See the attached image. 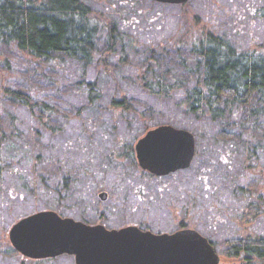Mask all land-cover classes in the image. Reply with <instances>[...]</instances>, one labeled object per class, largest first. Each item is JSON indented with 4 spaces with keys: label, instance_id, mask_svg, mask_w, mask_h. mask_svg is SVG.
I'll list each match as a JSON object with an SVG mask.
<instances>
[{
    "label": "trees",
    "instance_id": "obj_1",
    "mask_svg": "<svg viewBox=\"0 0 264 264\" xmlns=\"http://www.w3.org/2000/svg\"><path fill=\"white\" fill-rule=\"evenodd\" d=\"M115 1L120 5L124 0ZM249 8L258 14L257 5ZM206 16L213 30L198 28L196 20L190 27L198 29L197 37L187 33L184 39L181 34L141 50L133 47L125 30L129 19L107 17L89 0H0V199L6 177L13 175L17 183L5 189L8 197L54 199L33 212L52 208L65 216L56 200L72 179L83 191L106 172L92 167L89 149L95 144H82L76 137L56 147L60 158L50 156L55 159L52 164L57 166L61 189L52 188L41 174L40 153L56 151L55 136L72 128L77 135L84 134L89 123L101 130V137L113 134L115 138L116 149L107 160L130 161L140 174L154 176L140 168L135 141L151 128L170 124L192 131L197 140L194 161L208 162L195 171L193 192L177 191L189 196V203L168 206L181 212L176 229H197L217 250L213 231L217 225L238 223L246 230L252 220L264 217V53L238 48L227 33L215 31V13ZM27 65L26 71L21 69ZM110 82L113 85L107 88ZM64 95H76L82 103L73 105ZM21 110L28 116H21ZM209 127L221 128L212 144L199 134L201 128ZM215 169L222 175L224 197L214 191L212 196L210 175ZM195 198L205 224L202 214L192 211L199 205H193ZM5 203L0 202V220ZM191 215L197 219L192 221ZM22 217L0 226V260L14 256L20 259L18 264L44 261L28 260L11 244L9 230ZM224 243L233 264H263L264 234L235 235Z\"/></svg>",
    "mask_w": 264,
    "mask_h": 264
},
{
    "label": "rangeland",
    "instance_id": "obj_2",
    "mask_svg": "<svg viewBox=\"0 0 264 264\" xmlns=\"http://www.w3.org/2000/svg\"><path fill=\"white\" fill-rule=\"evenodd\" d=\"M89 1L98 11L107 13V17L116 18L122 15L124 18L129 19L130 23L128 24V28L125 27V30L129 32L133 40V47H138L141 50H145L147 47L156 45L159 42H166L169 38H174L181 34L185 35L184 39L187 37V33L195 34L197 37L199 33L194 32L197 28L192 29V27H190L191 24L196 23V20L200 22L198 23V28L207 27L208 29H212L208 17L206 16L212 11L215 13V20L217 19L218 23L216 27L218 29L215 30L217 34L222 32L227 33L232 42L240 49L264 53V0H191L186 7L180 6L183 4H168L153 0H124L123 4L120 5H118L115 0H112L114 2L113 4L111 0ZM250 4L254 6L257 5L259 8L257 15L250 13ZM157 10L160 11L158 16L155 14ZM101 46L103 47V43L99 44L100 48H102ZM3 53L6 55L11 54L6 50H3ZM28 68L29 66L27 65V67L23 66L21 69L26 71ZM60 80L63 83L62 78ZM112 85L111 82L110 84H106L107 88L112 87ZM64 97L65 99L68 98V101L73 105L82 103V100L76 95H64ZM155 105L160 106L159 104ZM161 107L165 109V113L169 112L166 110V106L161 105ZM20 115L23 117L28 116L23 110H21ZM76 125H80V123H76ZM88 128L89 130L84 134L77 135L76 129L72 128L67 134L55 136L53 143L56 151L51 154L44 149L40 153L42 157L41 160L44 163L41 174L48 179L50 185L52 183V188L60 190L61 187L59 186V175L57 176V166L52 164V162H55V159L62 156L61 150L56 147L61 145L62 142L73 140L76 137L83 142L82 144L87 143L85 145H89L88 143L92 142L96 145L95 150V145H93V147L91 145L90 149L87 148L89 152H92V167L97 171L106 172V174L101 177L98 176L96 182L87 186L85 185L83 191H79L78 182L72 179L69 183V187L64 190L59 199L56 200V202H60L61 209L63 213H65V216L74 217L76 219H81L80 217H83L90 220L92 224L104 223L109 228H119L126 225H138L142 228L146 226L149 230L157 233H173L180 229L192 228L184 227L176 229V223H179L182 219L181 212L180 210L170 211L168 206L172 205L173 207H179L181 204L185 205L189 203V196L178 195L177 191L182 189L181 191H185L186 193H188V191L193 192V189H195V171L197 169L203 170L204 166L207 167V161L204 163H197V160L193 161L189 168L183 169L173 176L170 174L161 177H154L148 174L142 175L139 170H135L133 165L130 164V161L120 164V161L115 159L112 161L107 160L109 152L112 149H116L113 134H106L107 136L101 137L100 129L95 130L91 128L89 123H86L83 129ZM220 129V127H209L203 130L201 128V133H198L204 134L203 136L207 138L206 141L210 139L212 144V140L214 139L213 135L218 133ZM137 141L138 139L135 143ZM50 156L55 159L50 160ZM98 159L99 161L106 160L108 163L100 164ZM41 160H39V163H41ZM144 171L150 173L147 170ZM215 171L216 172L210 175V180L213 183L212 196H214L215 192L217 196L222 195L224 197L226 193L225 187L221 183L223 180L221 178L222 175L219 170L215 169ZM14 180H16V177L13 175H8L6 177L3 190L4 193L1 195L2 198L0 199V202L4 200L6 201L5 204H7V206L3 207L5 214L0 220V226L2 225L3 227L8 226L16 217H24V215L26 216L34 213V209H40L44 203L52 204L55 202L54 199H47V201H44L32 195H25V198H19L18 196L14 198L8 197L6 195V190L8 187L9 189L14 187V183H17ZM200 186L201 184L199 187ZM199 187L196 186L197 194L202 195L203 193ZM104 191L108 193V198L106 200L100 197V193ZM16 192V189H13L12 195H15ZM139 195L141 198L138 197ZM192 203L193 205L199 204L198 207L194 208L192 211L197 214H202L204 219L199 217L205 224V214L201 212L202 206L199 203V199H193ZM124 206L127 209H122ZM195 215L190 216L192 221L197 219V215ZM213 231L215 233V240L219 242L217 251L222 256L221 264H233L232 262L235 260L227 257L228 253L227 246L224 243L225 239L235 235L264 234V217L261 216L258 220H252V222L246 226V230L243 229V225L239 226L238 223L231 227L220 223ZM46 259L41 262H27L28 264H76L75 257L69 254ZM19 261L20 259L18 257L12 256L8 257L6 260H0V264H18Z\"/></svg>",
    "mask_w": 264,
    "mask_h": 264
},
{
    "label": "water",
    "instance_id": "obj_3",
    "mask_svg": "<svg viewBox=\"0 0 264 264\" xmlns=\"http://www.w3.org/2000/svg\"><path fill=\"white\" fill-rule=\"evenodd\" d=\"M184 4L189 0H153ZM151 138L148 145L145 140ZM194 133L162 124L135 143L139 165L156 176L191 166L196 155ZM103 200L107 192H101ZM13 247L30 259L73 255L76 264H221L222 257L200 231L184 228L156 233L138 225L108 228L91 224L54 209L40 210L19 219L9 230Z\"/></svg>",
    "mask_w": 264,
    "mask_h": 264
},
{
    "label": "snow or ice",
    "instance_id": "obj_4",
    "mask_svg": "<svg viewBox=\"0 0 264 264\" xmlns=\"http://www.w3.org/2000/svg\"><path fill=\"white\" fill-rule=\"evenodd\" d=\"M262 127H264V125H262ZM150 140H151L150 137L148 138V140H145V145H148ZM130 146H131V145L129 144V147H130Z\"/></svg>",
    "mask_w": 264,
    "mask_h": 264
}]
</instances>
